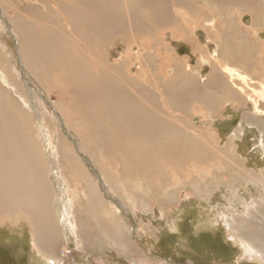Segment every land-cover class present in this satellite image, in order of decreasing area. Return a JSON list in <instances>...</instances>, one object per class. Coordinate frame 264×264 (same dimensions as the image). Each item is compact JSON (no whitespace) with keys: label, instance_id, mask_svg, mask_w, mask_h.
<instances>
[{"label":"bare ground","instance_id":"obj_1","mask_svg":"<svg viewBox=\"0 0 264 264\" xmlns=\"http://www.w3.org/2000/svg\"><path fill=\"white\" fill-rule=\"evenodd\" d=\"M42 1L44 4L42 5L43 8L40 9L38 7L34 12H43V16L46 20H48L49 18H57L61 22V24L58 22L60 25H50L45 21H38L34 23L32 22V19H30V14L27 15L28 13H21V19L17 17L18 20L16 21L14 18L15 15L12 17L8 13L7 0H0V30L4 33H7V36L10 35L11 39H13L16 49L15 52L18 53V56L21 59L22 71L28 69V74L30 76L25 78V80L28 81L29 78H33L32 80L33 82H35L30 87V91L36 92H32L34 94L33 99L39 96H41L42 98H46L44 95H46L47 98L50 99V95L48 92H40V90L36 87L39 85L35 86L37 80L33 75H36L37 72H40L41 70H48L58 63L65 64L63 58L66 60V69L73 80L78 82V84L83 85L84 90H89L83 93L85 94L84 100L86 98V94L87 96L89 95V97L93 96L94 94L97 96L95 97L97 98V103L95 99L91 98L90 104L83 107L81 105V108L79 110L74 107L67 108V106H64L65 104H61L60 106L54 101L49 100L51 101L49 103V106L53 110L50 113L51 116H49L55 122V126L57 127V130L55 128L57 132L56 134H58V136L56 137L53 135L54 128L52 130L51 127L48 126V124L46 127L44 125L45 123L43 122V118L47 120V116H43L42 112H40L43 116L42 118L37 114V112L36 114H34L33 112L36 110V108L34 109L31 106H28L27 101L22 97L23 93L22 96L19 94L15 96V98H17L20 102L16 101L14 97L9 93L5 92L6 94H0V119L3 122V127L0 130V208H14V210L20 209L21 211L24 210L25 214L27 213L31 221L30 223L33 226V246H35V250H37L38 254L43 258V260L46 258L53 264L57 263V258H59L58 250L60 249V246L62 244L61 238L58 239L59 241H56V239L59 238L58 232H63L62 234L65 235V239H67L68 234H71L78 242H82V240H88L90 229L92 228L91 226L94 223V219L96 217L106 218L107 212L111 211L113 213H116L118 217L122 215L131 223L135 225L137 224L138 226L139 223L136 217L132 214L131 209L126 206V204H124V200L122 201V199L119 198L120 195L118 196L117 191L114 190V188H117V186L112 182V179L115 177L121 178L122 174V170L120 167L121 164L119 163V158L121 157L117 155L122 152L120 150L115 153V155H111L109 153L111 152V148L118 150L123 148L122 150H125L127 154H129L134 160H136V163L138 162L137 159L141 161L146 160L148 163L143 165V169L145 170V172H147L148 166L153 163L156 169H158L159 175L163 171H169L173 176L176 177H178L179 174H185V176H187L188 174H190V172H184L182 167L187 164L186 160L190 159L196 162H200L199 160L203 159L215 161L217 160L219 165H221L222 167L230 164L231 168L234 167L237 169H233L234 173H231V177L235 178L234 181H244L245 183L242 182L241 184H239L237 189L230 186L222 187V184L220 185V188L218 187L219 189H217L219 192L221 191L220 189L226 188L225 190H223V192H230L231 196L236 198L234 202L230 201L232 205L233 203L240 200H249L246 196L241 195V193L244 192L241 187H243L245 190V188H249V186H251L250 184H253L254 182L257 183L254 185H259V187L261 186V189H257L258 193L264 194V168L262 169V171L257 170L254 167L252 169L248 168L246 166L247 164L245 165V162H247V158H243V156L238 152L233 153V150H235L236 147L231 142L232 139L224 146L218 144L214 145L211 141H206L205 139L199 140L198 136L193 135V132H195V134H200V132L197 131V128H193L194 130L193 132H191L192 128H189L187 125L179 127L174 124V121H172L173 116H170L171 110L169 108L170 102L168 99V97L170 96V90L184 93L190 88V80L188 74L179 70V66L182 65L180 63L181 60L179 61V58L176 59L174 55L170 53L171 51L169 50L166 43L162 42L160 39L158 40V45L161 48L159 50V53L157 52V49L156 51L154 49L153 52L151 49H147L145 51L146 67H152L154 69V65H156V58L158 57L163 68V70L158 71V73L162 75L161 77L163 78V80H161V85L163 86L165 91L160 88L156 89L160 91L159 104H161V106L163 107L165 115L159 114L156 109L153 108L157 106L153 105L152 103L153 107H151V105L147 103L146 99L144 101V99L139 96L138 92L130 90L127 87L129 85H127V82L129 81L124 84L125 81H123L120 75H118L122 71H124L122 69L124 68L122 65L127 63V58L129 56L128 53H130L131 46L135 45V48L140 49L142 48L143 44L144 47H151L153 45L152 40H144L142 37L139 38L138 35H140V33H137L144 16L143 6H147V4L143 3L144 0ZM179 1L180 0H178V2ZM229 2H231V0H229ZM248 3L252 6L250 8V11L252 12L253 17H250L248 19L247 24L245 21L240 22L235 20V10L239 9L237 6H235L232 10H230L232 12L226 14L227 17L223 18V22L216 20V22L210 25L213 28H216L214 34L217 33L216 37L218 38L217 40H219V43L217 41L218 49L215 51V54L220 58L218 62L219 66L222 68V70L225 69L226 73L229 75V81L227 82V84L229 85H225L226 87L224 85L222 87L221 85V88H219L220 90H222L220 96H223L225 98L227 97V99L231 100V102H235L236 104H234V107L236 110H238L241 105L246 104L247 106H249V104H252L253 111L246 112L245 116L243 117V121H246L248 126H250L251 128L254 127L257 132L261 133V136H263L264 109L262 110V108L264 107V94L259 91V89L264 86V38L262 36V34L264 33V0H248ZM194 4L197 3L194 2ZM222 4L224 5V3ZM150 5L151 3L148 4V6ZM200 7L201 6L199 5V8ZM194 9H197V7H194ZM180 10L183 11V9ZM222 10L224 11L223 8ZM148 11H151L150 8ZM175 11L179 12V10ZM211 11L213 10L207 11L208 14L202 13L204 14L203 18H210L212 16ZM171 14H173V12ZM36 16L40 17L39 15ZM124 18V21L129 22V28L131 29V31L134 32L131 33V35L133 36L132 39L128 40L125 36L121 35L115 40L113 39V41L109 40L107 42L98 44V49L104 48L108 52L105 55L106 59H104L103 61L99 62L98 59L97 62L93 60L86 61L81 57V53L82 51H84V48L79 44L80 39L77 38V30H79V27H81V29L92 28L94 29V31L98 32V35L102 33L108 34V32H111L113 27L118 26L120 24V21H123ZM20 22L23 23V28H20ZM103 34L101 35V38ZM124 47H127V51L123 54L122 49ZM90 50L93 52H97V48L95 47V45L94 49L92 47ZM118 50L119 52L116 56H110V53L112 51L114 52ZM48 56L52 57V61H49L48 64H46V61H44V57ZM229 59H231L232 63H229ZM67 65L71 66V68L69 69ZM216 67L217 66L212 64L211 69L213 71H216ZM168 68H172L171 70L173 74L168 75V73L164 71V69L168 70ZM207 69L208 68H206V70ZM72 71H74L75 73ZM210 75L211 77L215 76L212 74ZM152 76L154 77L155 75ZM1 81L9 89H12V85H14L15 83H13V81L15 80H11L10 73L8 72V69L5 65L0 68V82ZM55 81L57 80L55 79ZM250 89L252 93H247V91ZM76 90L77 89H75V91ZM13 91L15 90L13 89ZM78 91L79 90H77V92ZM0 93L2 92L0 91ZM150 93L153 94V92ZM106 94H109V99L107 101H104L103 99H105L104 97H106ZM110 95H112V97H110ZM210 97L212 98L214 96L208 93L204 94V99H208ZM66 98L67 97H65V99ZM180 100H183V103L185 99L183 97V99ZM149 101L150 99L148 100V102ZM225 101L226 100H224L223 102ZM46 102H48V100ZM66 103H69V100L66 101ZM154 103L156 104V102ZM97 104H99L100 107ZM223 108H226V106ZM47 112L44 113L47 115ZM96 112L99 113L97 114V117H95ZM32 114L34 116L36 115V118L38 120L37 125L33 124L34 122H31L32 119L30 118ZM172 114L174 113L171 112V115ZM182 114L184 115L185 111ZM182 114L180 115L179 113L180 116H183ZM29 121L32 123V125L31 123H29ZM34 128H39L41 133L34 134ZM239 129L242 130L243 128ZM56 138H59V140H62L61 142H63L60 148L62 150L61 153H63L62 158L56 155L57 153L52 151L51 149V147L55 149L57 141ZM74 141L76 144L74 143ZM79 141H82L80 143H84V145L87 144L89 147H93L97 149L98 152H100L98 153L96 151L97 154H100V157L95 159L96 166L90 165V168L88 169L85 167V164H87L86 162L85 164L81 163L84 156L80 154L82 157L80 158V156H77V153L74 152L75 150L78 151L81 149V147L79 146L80 143H78ZM64 145H67V148H64ZM109 146H111L110 149H108ZM260 146L262 149H264V137L260 142ZM73 152L75 153V156ZM56 157L59 159L58 162L55 160ZM238 158H241L245 161L242 166H239ZM170 163H173V165L176 164L177 167H175L174 169H164L165 167L170 166ZM103 165L106 167L103 168ZM134 166L136 167V165H130L129 169L133 168ZM208 174H211V172H208ZM201 175L202 174H200L199 177ZM69 178L72 181H70ZM120 180L122 181V178ZM55 183L58 184L57 187ZM72 183H74L73 185L75 187L73 189H71L73 185L70 186ZM197 183L198 190H201V183H203V179L199 180ZM149 184V186H151L150 181ZM166 184L168 185V183ZM150 191L151 190L145 193H149ZM224 194H226V192ZM250 196L252 199H250L248 203L250 202L252 205L247 206L246 210L243 212L246 214L235 213V217L227 218L226 221L228 223H231L227 225L232 229H230V231L234 230L232 233V237L237 240L240 246H242L243 252H246L247 250L250 256L257 255L260 257V259H264V199L253 198V193H251ZM106 197L107 200L105 199ZM214 199L215 198H213V200ZM57 200L63 204L61 208L56 204L58 203ZM231 212L234 213L233 211ZM257 218L261 221H253V219ZM99 223L101 222L99 221ZM106 224L107 226H110L108 225V223ZM106 224L104 223V225ZM106 228L107 227H105V229ZM235 231L237 232L236 235ZM110 233L112 236V232H109L108 234L110 235ZM129 240L126 241L128 242ZM117 245H120V242ZM124 246H126V244ZM129 247L132 246L130 245ZM146 258L147 257H145V259ZM164 259L166 260V257ZM63 260L64 258H62V261Z\"/></svg>","mask_w":264,"mask_h":264},{"label":"rangeland","instance_id":"obj_2","mask_svg":"<svg viewBox=\"0 0 264 264\" xmlns=\"http://www.w3.org/2000/svg\"><path fill=\"white\" fill-rule=\"evenodd\" d=\"M190 1H192L193 3ZM190 1L189 0H182V1L180 0L179 2L178 0H152V1L144 0L143 1V3L147 4V6L145 5L143 6L144 16L140 24V27L138 29L139 31L137 33L138 34L140 33V35H138L139 38L142 37L144 40L145 39L152 40L153 45L151 47H144V44H143L142 48L140 49L135 48V45L131 46L130 53H128L129 56L127 58L128 65L127 63L122 65L124 67L122 68L124 71H122L123 73L121 72L118 75H120L121 79L125 81L124 84H126V82L129 81L127 82V85L129 84L127 87L130 90L138 92L139 96H141L142 99H144V101L146 99L147 103H149L151 107H153L152 103L153 105L157 106L153 108L156 109V111L159 114L165 115L163 111V107L161 106V104H159L160 102L159 92L160 91L156 89V88H160L163 91H165L163 86L161 85L162 84L161 80H163V78L161 77L162 75L158 73V71L163 70L161 66V62L159 58L157 57L156 65H154V69L152 67H146L145 65L146 64L145 51L147 49H151L153 52L154 49L155 51L157 49V52L159 53V50L161 48L158 45V40L160 39L162 42L167 44L169 50L171 51L170 53H172L176 59L179 58V61L181 60L180 63L182 65L179 66L181 68V69L179 68V70L188 74V77L190 80V88L186 92H184L186 95L184 93L170 90V93H169L170 98L168 97L169 102H170L169 108L171 112L174 113L171 115V112H170V116L171 117L173 116L172 121H174V124L179 127L187 125L189 128H192L191 132H193L194 130L193 128H197V131H199L200 134H195V132H193V135L198 136L199 140L205 139L206 141H211L214 145L218 144V145L224 146L226 145L227 142H229L232 139L231 142L236 147V149L233 150V153L238 152L239 154L243 156V158H247V162H245L241 158H238L239 166H242L245 162V165L247 164L246 166L248 168L252 169L254 167L257 170L262 171V169L264 168V149L261 148L260 142L262 141L264 134H262L263 136H261V133L257 132V130L254 127L251 128L250 126H248L246 121H243V117L245 116L246 112L253 111L252 104H249V106H247L246 104L241 105L239 109L236 110L234 107V104H236L235 102H231V100L227 99V97L225 98L223 96H220L222 90H220L219 88H221V85L222 87L223 85L224 86L229 85L227 84V82L229 81L228 79L229 75L226 73L225 69L222 70V68L219 66L218 62L220 58L215 54L216 53L215 51L218 49L217 44L219 43V40H217L218 38L216 37L217 33L214 34V32L216 31V28H213L210 25L216 22V20L223 22L224 20L223 18L227 17L226 14L232 12L230 10H232L235 6L239 8L235 10V14H234V17H236L235 20L240 21V22L245 21L247 24L248 19L250 17L251 18L253 17L252 12L250 11L251 10L250 8L252 6L248 3V0H231V2H229V0H218V1L217 0H214V1L212 0H190ZM194 2L197 4H194ZM150 3L151 5L148 6V4ZM222 3H224V5ZM42 5H44L42 0H7L8 13L12 17L15 15L14 18L16 21L18 20V18L21 19L20 17L21 13L22 14L28 13L27 15L30 14V19H32V22L34 23L38 21H41V22L45 21L50 25H53V24L60 25L61 22L59 19L49 18L48 20H46L45 17L43 16L44 14L43 12H39V13L34 12L36 8L38 7L40 9L43 8ZM199 5L203 7L204 9L201 7L199 8ZM148 7L150 8L151 11H148L149 10ZM194 7L195 8L197 7V9H194ZM173 8L175 10H179V12H176ZM189 8H192V9H189ZM222 8L224 9V11L222 10ZM180 9H183V11ZM209 10H213L211 11L212 13V16L210 17L211 20L210 18H203V15L206 14L207 11ZM192 11H194L195 13ZM172 12L173 14H171ZM180 12L181 13L183 12V13L181 14ZM36 15H39L40 17H37ZM124 20L125 18L123 19V21L122 20L120 21V24L118 26L113 27L112 31L108 32V34L102 33L103 34L102 38H101L102 34H99L100 35L99 36L97 34L98 32L94 31V29L92 28H89V29L82 28L81 29V27H79V30H77L78 32L77 38L80 39L79 44L84 48V51H82L81 53V57L85 59L86 61L87 60L89 61L93 60L95 62H97L98 60L99 62L103 61L104 59H106L105 55L108 52L104 48L98 49L97 47L98 44L107 42L109 40L113 41V39L115 40L117 37L121 35L125 36L128 40L132 39L133 36L131 35V33H134V32H132L131 29L129 28V22L124 21ZM19 26L20 28H23V23L20 22ZM262 36L264 38V33L262 34ZM157 37H160V38H157ZM94 45L97 48V52H93L90 50L92 47L94 49ZM84 46L85 47L87 46L86 47L87 49ZM195 49L198 51H196ZM15 51H16L15 43L13 39H11L10 35L7 36V33H4L0 30V53H1L0 68H2V66L5 65L8 69V72L10 73L11 80L12 81L15 80L13 81V83L14 82L15 83L14 85H12V89L11 88L9 89L1 81L0 91L2 93L0 94L3 95L6 93H9L11 96L14 97L16 101L20 102L17 98H15V96H17V94L22 96V93H23L22 97L27 101L28 106H31L34 109L36 108V110L33 112L34 114H36L37 112V114L41 118L43 116H47L48 121L45 118H43V122L45 123L44 125L46 127L48 124V126L51 127L52 130L54 128L53 135L57 137L58 134H56L57 133L56 132L57 127L55 126L56 124L50 118L51 116L50 113L53 110L49 106V103L51 102L49 100L54 101L56 104H59L60 106L61 104L62 105L65 104L64 106H67V108L74 107L79 110L81 108V105L82 107L85 105H89L91 102V98L96 100L97 98L95 97L97 96L94 94L93 96L89 97V95L87 96L86 94V98L84 100L85 94L83 93L89 90L88 89L84 90L83 85L78 84V82L73 80V78L70 76L69 72L66 69V65H65L66 60L63 58L65 64L58 63L54 67L49 68L48 70H45V71L41 70L40 72H37L36 75H33L34 78L39 83L38 84L36 82L35 86L39 85L36 87L40 90V92L46 91L50 95V99L47 98V96L44 95L43 93L42 94L47 99L44 97L42 98L41 96L35 97L36 100L33 99L34 98L33 93H36V92L30 91L31 89L30 87L35 82H33L32 80L33 78H29L28 80L29 82L25 80V78L30 76L28 74V69L27 70L25 69L24 71H22L21 59L18 56V53H16ZM126 51H127V47H124L122 49V53L124 54L126 53ZM118 52L119 50L114 51V52L112 51L110 53V56H116ZM193 60L194 62L195 61L196 62L194 63ZM44 61H46V64H48L49 61H52V57L51 56L44 57ZM229 63H232L231 59H229ZM212 64L217 66L215 68L216 71H213L211 69ZM68 68L70 69L71 66H68ZM206 68H208L207 69L208 72ZM171 69L172 68H168V70L164 69V71L167 72L168 75H171L173 74ZM128 73L131 75V78ZM124 74L125 75L128 74V75L125 76ZM151 74L155 76L153 77ZM210 74L215 75V76H212L213 77L212 78ZM55 79L57 81H55ZM143 82H146V83H143ZM54 83L56 86L54 85ZM62 87L65 89H63ZM74 88L79 90L80 92L79 91L77 92V90L75 91ZM13 89L15 91H13ZM70 90L71 91L73 90V91L71 92ZM259 91H261L264 94V86L261 87ZM150 92H153V94H151ZM190 92L193 94H191ZM70 93H71V96H70ZM176 93L177 94L180 93V94L177 95ZM205 93H208L214 96L212 97L213 99L211 97L208 99H204ZM247 93H252L251 89L248 90ZM155 95L157 98L155 97ZM105 96L106 97H104L105 99L103 100L107 101L109 99V94H106ZM176 96H179L180 98ZM65 97L67 98L65 99ZM76 97L78 100L76 99ZM110 97H112V95H110ZM183 97L186 101L184 100V102L182 103L183 100H180V99H183ZM30 98L32 101L30 100ZM149 99L150 101L148 102ZM47 100L48 102H46ZM68 100H69V103H66V101ZM224 100L226 101L223 102ZM154 102H156V104L158 105H156ZM96 103H97V100H96ZM97 105L100 107L99 104ZM225 106L226 108H223ZM263 109L264 107L262 108V110ZM184 111H185V114L183 115L182 113H184ZM40 112L43 113V116ZM44 112L45 113L47 112V115ZM179 113L180 115L182 114L183 116H180ZM97 114L99 113L96 112L95 117L98 116ZM32 116L30 118L32 119L31 122H34L33 124L37 125L38 120L36 118V115L34 116L32 114ZM89 118H92V117H89ZM31 122L29 121V123ZM2 127H3V122L0 119V130ZM239 128H243V129L241 130ZM34 131H35L33 132L34 134L41 133L39 128H34ZM56 139L58 142L56 141L55 149L53 147H51V149L52 151L57 153L56 155L62 158L63 153H61L62 150L60 148L63 142H61L62 140H59V138H56ZM80 142L82 141H79L78 143ZM80 144L79 146L81 147V149L78 151L75 150L74 152L77 153L76 155L80 156V158H82L81 155L84 156L83 161L81 160L82 161L81 163L85 164L86 162L87 164H85V167L88 169L90 168V165L96 166L95 159L100 157V154H97L98 152L97 149L93 147L91 148L87 144L84 145V143H80ZM66 146L64 145L63 147L67 148ZM83 147H84V150H83ZM110 148L111 146L108 147V149ZM122 149H119V150L112 149V148L110 149L111 152L109 153L111 155H115V153H117L120 150L122 152L120 154H117L119 155V157H121L119 158V163L121 164L120 167L122 170V174H121L122 181L120 180L121 178H118V177L113 178L114 180L112 178L111 179H112V182L116 184L117 186V188H114V190L117 191L118 196L120 195L119 198L122 199V201L124 200L123 201L124 204H126V206H128L131 209L132 214L136 217L139 223L138 226L137 224L135 225L131 223L127 218L123 217L122 215L118 217L116 213H113L111 211L110 212L106 211L107 212L106 218L96 217L94 219V223H93L94 226L92 225L91 226L92 228L90 227L91 229H90L88 240H82V242H78L71 234H68L67 239H65V235L62 234L63 232H60L62 235L58 232L59 238L57 239L55 238V239L56 241H59L58 239L61 238L62 244L60 246V249L58 250L59 258L57 259L59 261L57 260L56 264H264V259H260L259 256L257 255L250 256L247 250L246 252H243L242 246H240L237 240H235V238L232 237L233 235L232 233L234 230L230 231L231 228L227 225L231 223H228L226 221L227 218L235 217L234 215L235 213H243L246 210L247 206L252 205L250 202L248 203V201L252 199L250 196L251 193L254 194L253 198L255 199H259V198L264 199V194L258 193V190H257V189H261V186L259 187V185H254V184H257L254 182L253 184H250L252 187L249 186V188L247 187L245 188V190L243 187H241L242 190L244 191L241 193V195L246 196L247 199L249 200H245V199L240 200L238 202L233 203L232 205L230 201L234 202L236 198L231 196L230 192L225 191L226 194H224L225 192H223V190H225L226 188H222L220 189L221 191L218 192V189L220 188L221 184H222L221 185L222 187L230 186L232 188L237 189L239 184L244 182V181L242 182L234 181L235 178L231 177V173H234V170H237V169L234 168L233 166H232L233 168H231L230 164L222 167L221 165H219L217 160L215 161V160L203 159V160H199L200 162H196L188 158L190 160H186L187 164H185V166L182 167L184 172L185 171L190 172V174H188L187 176H185V174H179L178 177H176V176H173L172 173L169 171H163L159 175L158 169H156L153 163L150 164V166H148V170L147 172H145V170L143 169V165H145L148 162L146 160L141 161L137 159L139 163L138 162L136 163V160H134L129 154H127L125 150H122ZM75 153H74V156H75ZM55 160L57 162L59 161L57 157L55 158ZM130 165H136V167L134 166L133 168L129 169ZM104 167L106 166L103 165V168ZM175 167H177L176 164L173 165V163H170V166L165 167L164 169H174ZM135 168H137L138 170ZM131 171H133L134 173ZM208 172H211V174H208ZM200 174L202 175L199 177ZM202 179H203V183H201L202 189L198 190L197 182ZM149 181L151 183V186H149L150 185ZM164 181L168 183V185ZM73 184L74 183H72L70 186H72ZM55 185L56 187L58 186L57 183H55ZM73 188H75L74 185L71 187V189ZM251 189H252V192H251ZM149 190H151L149 193H145ZM213 198L215 199L213 200ZM105 199L107 200V197ZM56 204L59 205L60 208L63 205L60 201H58V203ZM230 210L233 211L234 213H232ZM243 214H246V213H243ZM259 220L260 219L258 218L253 219V221H256V222ZM99 221L102 224L99 223ZM30 222H31L30 218L27 215V213L25 214L24 210L21 211L20 209L14 210V208H0V264H53L46 258L43 260V258L38 254L37 250H35V246H33L34 244L32 242V235H34V232H32L33 226L31 225ZM62 222H63V217H62ZM104 223L105 224L108 223V225L110 226H107V224L104 225ZM105 227L107 228L105 229ZM109 232H112V236H111V233L110 235L108 234ZM236 233L237 232L235 231V235ZM129 238L132 242L129 240ZM126 240H129L128 242L130 244ZM119 242H120V245H117L119 244ZM121 242L123 243V245ZM113 243L117 246H115ZM125 244L126 246H124ZM130 245L132 247H129ZM148 250L150 251L152 250V251L150 252ZM145 257H147L148 259L147 258L145 259ZM165 257H166V260L164 259ZM62 258H64L63 261H62Z\"/></svg>","mask_w":264,"mask_h":264}]
</instances>
